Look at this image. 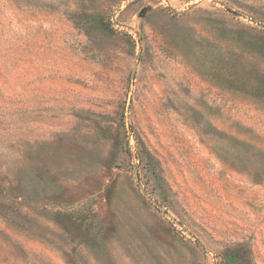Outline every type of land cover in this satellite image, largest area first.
I'll list each match as a JSON object with an SVG mask.
<instances>
[{"label": "rangeland", "instance_id": "1", "mask_svg": "<svg viewBox=\"0 0 264 264\" xmlns=\"http://www.w3.org/2000/svg\"><path fill=\"white\" fill-rule=\"evenodd\" d=\"M0 264H264V0H0Z\"/></svg>", "mask_w": 264, "mask_h": 264}]
</instances>
